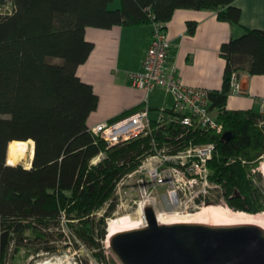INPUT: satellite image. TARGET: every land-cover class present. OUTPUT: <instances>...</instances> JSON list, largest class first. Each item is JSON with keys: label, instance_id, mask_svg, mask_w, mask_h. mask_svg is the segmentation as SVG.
Listing matches in <instances>:
<instances>
[{"label": "trees", "instance_id": "1", "mask_svg": "<svg viewBox=\"0 0 264 264\" xmlns=\"http://www.w3.org/2000/svg\"><path fill=\"white\" fill-rule=\"evenodd\" d=\"M113 1L16 0L12 14L0 15V264H11L22 250L56 254L57 243L67 241L68 247L69 239L106 262L115 187L152 151L153 135L108 146L92 131L88 119L100 98L78 75L95 45L87 28L168 22L179 8L214 10L232 24L242 16L237 0H121L112 9ZM189 27L194 33L196 23ZM221 54L224 82L211 91V108L233 135L226 140L209 130L185 138L216 143L209 165L220 197L238 211L258 213L264 211V176L258 170L264 114L258 108L229 109L227 102L234 74H264V29L246 28L222 44ZM182 132L169 124L154 135L163 142ZM29 139L35 142L31 167L9 164L10 142Z\"/></svg>", "mask_w": 264, "mask_h": 264}, {"label": "crops", "instance_id": "2", "mask_svg": "<svg viewBox=\"0 0 264 264\" xmlns=\"http://www.w3.org/2000/svg\"><path fill=\"white\" fill-rule=\"evenodd\" d=\"M236 5L242 9L240 24L219 19L214 10L188 8L177 9L167 22L172 42L169 63L185 84L211 91L221 89L226 67L222 44L242 35L246 28L264 29V0H237ZM191 22L196 23L194 33L189 30ZM153 31V23L87 28L86 37L95 45L87 61L78 67V75L93 85L100 98L88 119L90 127L143 106H149L151 119L157 120L163 109L172 107L174 96L169 101L172 93L166 89L148 92L130 82V74L142 69ZM239 80L242 91L230 94L227 108H258L264 113V74L245 73Z\"/></svg>", "mask_w": 264, "mask_h": 264}, {"label": "built area", "instance_id": "3", "mask_svg": "<svg viewBox=\"0 0 264 264\" xmlns=\"http://www.w3.org/2000/svg\"><path fill=\"white\" fill-rule=\"evenodd\" d=\"M16 8V0H0V15L12 14ZM153 24L154 31L143 58L142 69L130 74V82L132 86L148 92L156 88L166 89L174 96L172 107L163 109L157 120L151 119L149 106H143L120 118L101 122L91 129L107 141L108 146L153 135L151 153L135 171L118 182L119 189L128 177L138 173L140 188L168 184L173 186L169 190L172 199L191 196V199L199 201L208 198L216 186L211 179L209 163L217 146L212 141L196 142L192 137L186 139L185 136H195L209 130L224 134V124L218 118V111L211 108V90L185 84L177 76L175 67L169 63L172 42L167 22ZM241 91V82L234 74L231 93ZM169 124L181 126L183 132L176 135V140L159 141L154 135L155 131Z\"/></svg>", "mask_w": 264, "mask_h": 264}, {"label": "water", "instance_id": "4", "mask_svg": "<svg viewBox=\"0 0 264 264\" xmlns=\"http://www.w3.org/2000/svg\"><path fill=\"white\" fill-rule=\"evenodd\" d=\"M144 210V226L110 238L124 264H264L263 226L160 223L154 207Z\"/></svg>", "mask_w": 264, "mask_h": 264}, {"label": "rangeland", "instance_id": "5", "mask_svg": "<svg viewBox=\"0 0 264 264\" xmlns=\"http://www.w3.org/2000/svg\"><path fill=\"white\" fill-rule=\"evenodd\" d=\"M120 6L121 0H114L110 4V8L112 9H116ZM169 98V101H171V99L173 101L172 94H170ZM102 157L103 154L95 158L94 162H97ZM19 163H22L26 167L31 166V164H28L27 160H22ZM258 170L261 171L264 176V158L260 163ZM139 176L140 175L136 173L133 176L128 177L127 180H125L124 183L120 186V189L118 185L115 187L114 193L117 199V206L108 217V223H110L111 218L120 214H130L136 219L141 218L142 214H144L145 216V210H143V208L148 206L154 207L157 215L160 216L162 213H164V217L171 219L174 217L185 216L189 213L199 212L201 210V207L205 206L206 203H210L206 199H201L199 201L193 200L191 199V196H181L178 199H172L169 196V190L172 189L173 186H170L168 184L149 186L146 189L143 187L140 188V185L138 183ZM174 188L177 189V186L174 185ZM216 188L217 187L214 186L209 196L213 200L211 202H215L218 205L227 208L229 211H238L230 207V205H228L223 197H220L219 192L216 190ZM140 205L144 206L141 212L139 210L141 208ZM107 207L108 206L100 209L96 213L97 216L99 217L103 215L106 212ZM68 233L71 232L69 231ZM68 241L71 244L68 245V247H63V244L67 243V241L63 243H57L58 246H60V251L56 254L43 252L37 255L28 253L26 250H22L14 257V259L11 261V264H124L118 253L111 246L110 241H107V239L105 241L106 252L108 255V260L106 262L97 260L94 256L93 249L91 247H88L86 244L81 243V246L77 248L74 245L75 243L73 239H69Z\"/></svg>", "mask_w": 264, "mask_h": 264}, {"label": "bare ground", "instance_id": "6", "mask_svg": "<svg viewBox=\"0 0 264 264\" xmlns=\"http://www.w3.org/2000/svg\"><path fill=\"white\" fill-rule=\"evenodd\" d=\"M34 153V140H13L9 144L8 163L17 164L22 160H27L28 164L32 165ZM200 209L201 210L199 212L189 213L188 215L174 217L171 219L164 217V213H162L160 216L158 215V221L160 223L168 224L181 222H198L213 225L251 223L264 227V211L259 213H249L246 211L232 212L231 210L229 211L227 208L214 203H206V205L201 207ZM139 210L141 212L142 207ZM145 224L146 219L144 214H142L141 218L137 219L130 214H120L118 216H115L110 219L107 241H110V238L118 232L137 229L144 226Z\"/></svg>", "mask_w": 264, "mask_h": 264}, {"label": "flooded vegetation", "instance_id": "7", "mask_svg": "<svg viewBox=\"0 0 264 264\" xmlns=\"http://www.w3.org/2000/svg\"><path fill=\"white\" fill-rule=\"evenodd\" d=\"M195 202H197V201H195Z\"/></svg>", "mask_w": 264, "mask_h": 264}]
</instances>
